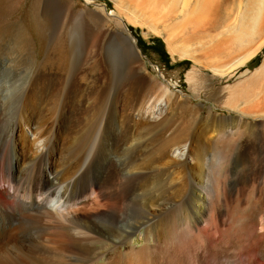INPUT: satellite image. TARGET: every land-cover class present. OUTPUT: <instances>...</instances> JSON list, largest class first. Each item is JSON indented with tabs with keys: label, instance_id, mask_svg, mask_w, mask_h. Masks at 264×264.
Wrapping results in <instances>:
<instances>
[{
	"label": "bare ground",
	"instance_id": "bare-ground-1",
	"mask_svg": "<svg viewBox=\"0 0 264 264\" xmlns=\"http://www.w3.org/2000/svg\"><path fill=\"white\" fill-rule=\"evenodd\" d=\"M162 2L164 4L171 3L169 9L171 18L173 16L174 18L180 15L184 16L180 20L184 23L179 22L180 25L190 24L191 22L201 27L203 24L205 25L206 21H201L200 18L204 20L205 18L219 17L224 9L227 12H234V9H238L242 12V20H244L240 22L241 26L245 27L241 31L244 34L241 35L240 33L239 37H245V32H247L246 35L254 33L255 36V31L259 28L264 30V0H151V3L149 0L147 4L150 3L152 6L155 3L157 5V3ZM140 3L142 5L143 0ZM144 4L146 3H143L142 6L147 8ZM149 5L148 8L150 9L151 6L149 7ZM207 22L211 24V20ZM244 22L252 25L243 24ZM208 23L206 24L208 25ZM257 25H260L258 29L256 28ZM183 27L185 26L177 28L179 30ZM187 27L185 28L188 29ZM258 32L259 30L256 34ZM178 34L176 37H178ZM121 37L125 49L137 56L138 52L129 38L125 35ZM253 37L251 36V38ZM262 69L264 70L263 67ZM187 77L189 81L196 80L194 81L196 83L202 79L204 81L202 75L193 69L189 71ZM165 90L161 91L162 94ZM71 92L75 93L73 90ZM30 93L28 94L30 95ZM28 94L26 96H29ZM164 94L161 97L159 96L157 102L147 109L148 115L146 112L141 114L143 115L141 120L134 127L136 134L139 135L134 144L136 153L130 155V152H128L131 157H125V159L120 158V152V159L111 154L114 153L112 146L115 145L114 130L112 131L109 127V129H102L101 125L97 126L92 122L93 125L88 124L90 117H87L88 123L82 127L73 124L68 126L66 125L67 122L65 123L66 115L62 111H57L59 108H56L57 103L56 106L53 105L57 109H55L56 111L44 112L37 109L23 112L21 122L14 127L13 141L21 154L20 157L22 156L21 159L23 161L29 159L33 162V173L28 181L25 179L28 182L25 189H15L13 185L0 188V264L10 263L8 259L15 261L10 264H15L19 260H24L26 264H74L73 261L70 262L72 256L75 259H71L77 260L76 264H122L121 256L123 255L122 248L124 246H129L125 248L135 253L133 256H136V263L132 262L133 258L131 259L134 264H143L142 253L144 251H150L151 253V255L149 254L151 258L147 261L148 264H166L171 261H173L172 264L174 262L175 264H264V219L261 217V212H264L263 153L257 152V149L252 146L247 147L245 153H241L243 158L242 167H239L240 173L232 176V178L229 176L230 181L227 179L228 176L221 175L222 173H210V169L205 173L206 162L210 161H207L209 158L206 160L205 156L208 155L206 154L208 150H212V145L208 150L205 145H199L196 149L188 148L190 145H186V140H184L185 144L183 145V140L181 141L180 137L184 138L187 133L184 135V129L182 127L177 128L176 124L180 120L178 123H174L175 129L172 128L173 132L169 130L170 124L165 123L164 120L159 123L158 128L155 125L151 126L149 124L150 126H148L145 122V115L149 120L153 119L152 121H154V118H157L156 115L163 112V97H166L167 93L166 96ZM155 96L157 97V94ZM85 97L87 99V94ZM51 102L54 103L55 101ZM84 102L85 100L81 103ZM20 104L22 103L20 102ZM148 104L150 105V100ZM143 105L146 106V103ZM139 112H142L141 109ZM67 115L69 116V113ZM98 115L100 116V113ZM104 115H102L103 118ZM99 116L98 124L101 118ZM69 117H73L74 120V116ZM33 119L35 120L34 123ZM226 121L228 122V120ZM81 122H84V119ZM35 123H38L39 126H36ZM184 125L181 123V126ZM187 125H190V123ZM207 125H204V127ZM120 126L121 128L125 127ZM198 127L201 131V126L198 125ZM224 128L218 130L220 134L217 132L219 136L222 135L220 137L225 136ZM168 130L172 133L170 132V134ZM228 130L227 133L230 134L231 131ZM127 132L129 131L127 130ZM245 132L247 134V131ZM47 133H50V135L47 136ZM144 133H147L146 136L149 135L146 140H142V134ZM119 134L121 136L120 132ZM129 136L133 137V135ZM135 136L134 134V138ZM223 140L225 139L223 138ZM90 144H92L93 149L91 151V146L89 147L90 150L88 151L92 153L90 152L88 155L87 152L85 153V149ZM129 145H131L130 142ZM256 145H258V142ZM231 146L233 147V145H229L226 148L229 149ZM118 148L120 149V147ZM223 148L225 149V147ZM44 149H47L45 158L38 160L39 155L43 156ZM240 151L243 152V149ZM3 154L5 157L4 152ZM189 154H193L194 157L189 156ZM2 156L0 143V165L3 162ZM191 157L195 159V166H190L192 163ZM226 157L230 159V155ZM223 158L217 155L216 159L215 154L214 159L216 160L213 161L216 163L212 162V164L219 165L224 160ZM34 159L35 161H33ZM221 159L223 160L221 161ZM210 163H208L209 166ZM1 177L3 178V176ZM118 182H123L122 188H120ZM249 186L251 187L250 194L247 192L248 190L246 191ZM44 188L47 191H44ZM246 192L252 203L244 202ZM245 204H249L250 209L246 211L247 208H244L245 210L242 209L244 212L239 213V208ZM236 208L238 209L236 210ZM96 220H99L100 223ZM237 221H239V225L235 227ZM140 229H142L144 236L143 245H129L132 240L131 236ZM259 229L262 232L259 233ZM234 231L238 235L234 234ZM233 235H237L235 238L239 240L240 247L239 245L237 248L236 245H234L235 248L232 247ZM244 240H249V242L247 241L249 244L247 242L245 245L242 244ZM68 243H70V246ZM96 244L97 246L101 244V248H94ZM130 252H127V254H130ZM129 259L127 262H130ZM7 261L9 262L7 263Z\"/></svg>",
	"mask_w": 264,
	"mask_h": 264
},
{
	"label": "rangeland",
	"instance_id": "rangeland-1",
	"mask_svg": "<svg viewBox=\"0 0 264 264\" xmlns=\"http://www.w3.org/2000/svg\"><path fill=\"white\" fill-rule=\"evenodd\" d=\"M8 1L0 0V117H2L0 118V143L1 156L3 155L2 166L0 165V177L3 176V178H0V188L13 185L15 189H25V185L33 173V162L29 159H26V161L21 159L22 156L20 157L21 154L13 141L14 127L21 122L23 112L37 109L44 112L56 111V108L59 107L57 111H62L66 115L65 123L67 122L66 125L68 126L73 124L82 127L89 122L88 124L101 125L102 129L110 128L112 131L114 130V139L116 140H114L115 145H112L115 154H111L117 159H125V157H131V153L132 155L136 153L134 144L139 135L134 130L135 124L141 120L143 116L141 114L145 113L153 103L155 104L164 93V96L167 93V98L163 97V112L158 113L154 121H152L153 119L149 120L145 115V122L148 126L155 125L158 128L159 123L164 120L165 123L170 124L169 130L173 132L174 123L176 124L180 120L183 125L186 124L181 126L179 122L176 124L177 128L182 127L185 131L184 135L187 133L186 136L183 135L184 138L180 137V140H186V145H190L188 148L196 149L199 145H205L208 150L212 145V150L206 152L208 155L205 156V159L209 158L207 161H210L206 162L205 173L210 170V173H222L221 175L228 176L227 179L230 181L232 176L240 173L243 154L250 146L257 149V152H262L264 157V70L262 69V67L264 68V30L259 28L260 25H257L256 28H259V32L256 34L258 31L256 29L255 36L254 33L250 35L248 32L249 36L245 32V37H239L240 33L241 35L244 34L241 31L245 27L241 26L240 22L244 20H242V12L238 9L233 10L235 13L227 12L224 9L219 17H210L204 20L200 18L199 20L206 21V23L211 20V24L210 22L208 25L205 23L207 26L202 23L203 25L199 27L198 24L196 26L190 22L191 25L187 23L189 25L186 24L187 27L185 24L180 25L183 15L171 18L169 14L171 3L164 4L162 2L157 3V5L155 3L151 6V0L150 5L147 4L149 0H143L147 8L142 6L143 3L141 5V0L139 2L138 0H17L13 7L10 6ZM148 5L151 6L150 9ZM16 22H22L23 24L19 28L21 33L16 34L14 29L4 28L16 24ZM245 22L243 24L252 25L248 23L249 21L248 24ZM179 26H185L188 29L183 27L182 29L185 31L179 29L180 33L178 34ZM246 29L248 28L246 27ZM176 33L178 37H176ZM122 35L127 36L130 42L134 44L138 52L137 56L125 49L123 39H121ZM251 36L254 37L251 38ZM192 69L201 74L204 81H202L203 79L197 81V83L194 82L196 80L189 81L187 74ZM164 89L166 90L162 94L161 91ZM72 90L75 93H72ZM27 94L29 96H26ZM86 94L87 99H85ZM155 94H157V97ZM143 96L144 98H142ZM67 97L69 98L67 99ZM57 98L58 100H56ZM146 99L150 100V105L148 104L149 100ZM53 100L54 103L51 102ZM84 100L85 102L81 103ZM56 103L57 107L54 108ZM142 103H146V106ZM73 104L75 106H71ZM28 105L33 106L32 109ZM53 105L55 106L53 107ZM140 109L142 112H139ZM71 111L72 113L74 111V113L72 114ZM67 113H69V116H74V120ZM102 115H104V118ZM98 116L101 117L99 124ZM81 117L84 122H81ZM87 117H90V119ZM95 117L97 120L94 119ZM216 121L219 122L216 123ZM189 123L190 125H187ZM35 125L39 126L38 123H35ZM120 125L125 127L121 128ZM198 125L201 126V131L198 129ZM204 125L208 127H204ZM218 126L219 128H217ZM224 127L227 130L230 129V134L227 133ZM202 128H207V130ZM220 128L225 129L224 137L219 136ZM245 131H247V134ZM134 134L136 135L135 138ZM146 134H142V140H146V137L149 136H146ZM46 135L48 136L50 133ZM129 135H133V137ZM125 136H128L129 139L127 137L126 140ZM199 140L204 141L200 142ZM183 141L182 144L184 145L185 141ZM129 142L131 145H129ZM253 142H258V145ZM92 144L85 149V153L87 152L88 155L93 149ZM260 144L261 146L263 144V146L261 147ZM229 145H233V147L227 149L226 146ZM89 147L91 151H88L90 150ZM47 149L49 150V146ZM47 149H44L43 156L39 155L38 160L45 158ZM242 149L243 152L240 151ZM223 150L225 151L222 152ZM229 151L230 153H228ZM128 152H130V155ZM225 153L226 155H224ZM127 154L128 156H126ZM215 154L216 159L217 155L221 158L224 157V160L221 159L223 161L219 163L220 166L212 164V162H215L213 160H216L214 159ZM191 155L194 157L193 154H189V156ZM210 156L213 158L211 159ZM223 162L225 163L223 164ZM208 163H210V166ZM195 165V159L192 158L190 166ZM223 166L225 167L223 168ZM229 166L233 171L230 170ZM224 169L225 171H223ZM23 177L24 179L21 180ZM118 183L122 188L123 182ZM46 188L43 190L47 191L48 188L47 190ZM250 188V186L246 188L249 194ZM244 202L252 203L248 194L244 195ZM248 205L241 206L239 213L244 212V208H247L246 211L249 210ZM261 217L264 219V212H261ZM96 221L100 223L99 220ZM238 225L239 221L235 223V227ZM260 231L261 229L258 230L259 233ZM235 233L236 231H234ZM236 234L238 235V233ZM237 235L231 236L233 238H231L233 248H235L234 245L237 248L240 244L239 240L235 238ZM131 239L129 245L142 246L144 243L142 229L135 232ZM247 241L249 242V240H244L242 244L245 245ZM125 247L129 246L122 248L124 250H122L123 255L121 256L122 264L127 262L132 253L130 249ZM94 248L100 249L101 244H98V246L96 244ZM126 250L130 254H127ZM149 254L151 255L150 251L142 253L143 264H148L147 261L151 258ZM125 255L129 257L127 256V258ZM133 255L135 253H132V257L129 259L130 262H127L128 264L136 263V256ZM71 258L75 259L74 256L70 257V262L73 261L76 264L77 260ZM131 259L134 263L131 262ZM8 260H10V263L15 262L11 259ZM22 261L23 264H26L24 260H19L16 263L22 264ZM172 262L166 264H172Z\"/></svg>",
	"mask_w": 264,
	"mask_h": 264
},
{
	"label": "crops",
	"instance_id": "crops-1",
	"mask_svg": "<svg viewBox=\"0 0 264 264\" xmlns=\"http://www.w3.org/2000/svg\"><path fill=\"white\" fill-rule=\"evenodd\" d=\"M8 3L10 4V6L13 7L17 3V0H9ZM22 25H23L22 22H18V23L16 22V24H12L11 26H5L4 28H6V29L12 28V29H14V33L19 34V33H21L19 28H21Z\"/></svg>",
	"mask_w": 264,
	"mask_h": 264
}]
</instances>
